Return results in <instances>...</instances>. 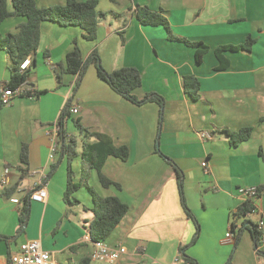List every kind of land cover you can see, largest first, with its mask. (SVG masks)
Instances as JSON below:
<instances>
[{
  "label": "crops",
  "instance_id": "crops-1",
  "mask_svg": "<svg viewBox=\"0 0 264 264\" xmlns=\"http://www.w3.org/2000/svg\"><path fill=\"white\" fill-rule=\"evenodd\" d=\"M35 3L47 8L64 5L65 0ZM141 7L164 16L174 36L207 45L201 63L195 62L193 48L169 41L163 27L140 24L132 12ZM7 8L12 10L10 0ZM96 9L107 16L93 42L84 39L79 27L42 22L39 48L28 58L24 84L32 97L0 105V182L7 177L6 185L0 184V236L7 238L0 240V264L30 240H38L58 264L84 259L101 264L90 259L92 244L85 228L92 218L86 210L93 206L90 193L80 187L72 194L77 203L67 206L63 201L68 162L61 157L60 138L57 153L50 158L48 132L67 101L78 108L65 126L67 140L73 137L77 142L78 156L71 162L73 183L84 179L98 196L117 197L128 207L105 240L126 250L115 264H180L182 246L197 264H264L248 230L226 238L243 202L238 190L264 186V0H98ZM24 22L23 17L6 19L1 36L15 33ZM247 38L253 39L251 47L224 51L225 64L219 69L214 50L242 45ZM74 46L83 60L96 51L107 72L136 69L141 85L133 95L139 100L152 93L160 96L161 117L156 103L135 105L116 94L92 65L77 86V76L65 74L63 86L57 87L53 70L64 64ZM10 67L8 55L0 51V95ZM184 76L198 80L196 100L185 92ZM74 121L105 135L115 147H127L126 160L108 156L101 168L120 188H104L95 169H83L82 144L96 141L78 133ZM243 128L252 129L249 139L232 146L224 130L236 133ZM201 133L210 138L202 139ZM23 144L26 163L20 159ZM161 155L183 173L185 203L199 226L192 244L194 223L180 205L175 171ZM204 161L207 172L201 167ZM39 184L47 199L30 201L27 225L19 233L22 199ZM11 188H15L11 197L1 195ZM255 207L246 218L259 227V250L264 253V192ZM83 211L91 217L83 216Z\"/></svg>",
  "mask_w": 264,
  "mask_h": 264
},
{
  "label": "trees",
  "instance_id": "trees-1",
  "mask_svg": "<svg viewBox=\"0 0 264 264\" xmlns=\"http://www.w3.org/2000/svg\"><path fill=\"white\" fill-rule=\"evenodd\" d=\"M10 1L12 10L7 8V0H0V27L8 18L23 17L25 22L17 27L15 33L7 34L5 36H1L0 34V51H4L11 61V74L7 83V87L9 88H15L19 85L25 84L28 76V69L21 71L19 67L25 59L34 56L38 50L40 41V24L42 22H52L63 27H79L83 31L84 39L89 42H93L97 37L99 23L107 16L106 13L97 11L96 7L98 0H86L84 2H79L77 0H65L64 5H55L47 8H38L35 0ZM132 13L135 15L140 24L144 26L163 27L169 41L182 42L186 46L193 48L194 58L197 64L201 63L203 56L209 51V47L202 42L188 41L174 36L167 19L158 12L151 11L146 7H141L136 8ZM252 43L253 39L247 38L245 43L239 46H220L216 48L214 50V54L220 61L218 68L221 69L224 67L225 63L222 55L224 51H237L242 48L249 49ZM90 65L95 67L97 77L101 81L105 82L111 90L132 104L142 105L148 102L156 103L161 109V117L163 99L160 96L152 93L139 100L133 95V91L141 85L140 73L134 68H120L112 72H107L102 67L100 57L96 51H93L87 59L83 60L78 47L74 46L73 50L66 55L64 64L58 65L57 68L53 70L57 87L63 86V75L65 74L77 76V80L75 82V86H77L86 68ZM183 86L185 92L193 100L198 98L197 91L199 89V82L196 78L193 76H184ZM70 106V101H67L56 122V126L59 131V138L61 140V157L65 155L68 162L67 183L63 193V201L67 206L77 203V201L72 197V194L80 187H85L90 193L93 203L91 208H86V210L92 214V218L87 222V226H85L87 234L93 242L105 241L114 231L121 219L125 216L128 211V207L117 197L102 198L98 196L87 184V182L84 181V179L80 183H73L71 162L78 156V152L76 150L77 142L73 139V137L67 140L65 133L66 123L71 117L69 114ZM74 125L78 129V133L86 137H92L96 141L93 144L86 142L82 144L80 156L83 169L85 167L88 169H95L97 171L99 182L104 188L109 186L120 188L119 184L109 180L101 173V168L108 156H113L122 161L126 160L128 157L127 147H115L108 137L96 132H89L88 130L82 128L78 124V121H74ZM251 130V128H243L236 133H229L226 130L224 131L229 138L230 144L236 147L249 139ZM161 156L175 171L180 205L187 218L194 223L195 234L190 242V244H192L198 236L199 226L185 203L183 193V173L172 160L163 155ZM20 159L23 163H26L27 146L25 144L22 146ZM52 169H54V167L51 168V171ZM256 188L255 197L251 200L242 202L237 208L231 220L230 229L235 237H238L244 230H248L251 233L253 247L256 253L264 258V253L259 250L261 231L256 224H253L246 218L249 214H252L256 210L255 201L264 192V186H258ZM14 192L15 188H11L6 191L4 190L1 195L9 198L12 194H14ZM30 204L29 193H27V195L22 199V204L19 209V233L24 232L27 225L30 213ZM0 240L7 241V238L0 236ZM185 248L186 246L180 247V264H197L195 260L184 254ZM88 263L89 261L84 259L80 260L76 264Z\"/></svg>",
  "mask_w": 264,
  "mask_h": 264
},
{
  "label": "built area",
  "instance_id": "built-area-1",
  "mask_svg": "<svg viewBox=\"0 0 264 264\" xmlns=\"http://www.w3.org/2000/svg\"><path fill=\"white\" fill-rule=\"evenodd\" d=\"M30 66V60L27 58L25 59L21 65L20 70L25 71ZM32 92L29 88H25L24 84L19 85L15 88H9L5 86L1 90L0 95V105L8 106L11 101L16 97L27 96L32 97ZM78 113L77 106L71 105L69 109V114L71 116H75ZM48 136L51 141L50 147V158H54L57 153V146L59 143V131L56 126V123L50 131L48 132ZM200 137L202 139L210 138L209 134L201 133ZM201 167L205 172H207V164L206 162L201 163ZM8 170H5V175L7 174ZM7 183V177L4 176L1 179L0 184L5 186ZM256 187L252 188H240L238 190L239 195L241 196L243 202L246 200H251L256 195ZM29 193V199L33 202L44 203L47 199V191L45 187L41 184L35 186L33 190ZM234 234L229 228V231L226 234V238L233 237ZM90 239V237H89ZM91 241V239H90ZM92 244V252L90 255V259L93 262L101 263V264H115L118 259L126 253L125 248L118 246V247H111L105 241H91ZM4 264H58L53 259V256L50 252L43 250L41 244L38 240H30L25 243H22L18 246V249L15 253L11 254L8 260Z\"/></svg>",
  "mask_w": 264,
  "mask_h": 264
},
{
  "label": "rangeland",
  "instance_id": "rangeland-1",
  "mask_svg": "<svg viewBox=\"0 0 264 264\" xmlns=\"http://www.w3.org/2000/svg\"><path fill=\"white\" fill-rule=\"evenodd\" d=\"M82 214H83V216H86V217H91V216H90V213H88V212H86V211H83V213H82Z\"/></svg>",
  "mask_w": 264,
  "mask_h": 264
}]
</instances>
